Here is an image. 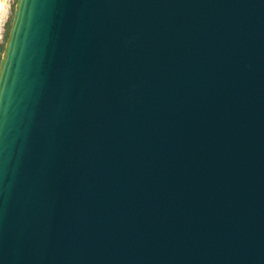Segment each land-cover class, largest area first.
Here are the masks:
<instances>
[{"label":"water","instance_id":"water-1","mask_svg":"<svg viewBox=\"0 0 264 264\" xmlns=\"http://www.w3.org/2000/svg\"><path fill=\"white\" fill-rule=\"evenodd\" d=\"M0 264H264V0H16Z\"/></svg>","mask_w":264,"mask_h":264},{"label":"rangeland","instance_id":"rangeland-1","mask_svg":"<svg viewBox=\"0 0 264 264\" xmlns=\"http://www.w3.org/2000/svg\"><path fill=\"white\" fill-rule=\"evenodd\" d=\"M16 0H0V57L11 25Z\"/></svg>","mask_w":264,"mask_h":264}]
</instances>
